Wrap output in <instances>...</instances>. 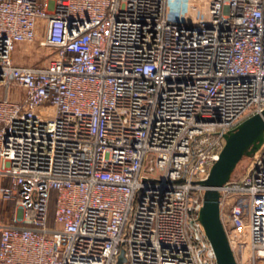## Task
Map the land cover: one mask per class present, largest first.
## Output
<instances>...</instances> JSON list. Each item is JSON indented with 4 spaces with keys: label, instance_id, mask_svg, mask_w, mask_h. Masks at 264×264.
<instances>
[{
    "label": "built area",
    "instance_id": "2783aa9c",
    "mask_svg": "<svg viewBox=\"0 0 264 264\" xmlns=\"http://www.w3.org/2000/svg\"><path fill=\"white\" fill-rule=\"evenodd\" d=\"M263 108L264 0H0V264H217L200 180ZM218 190L264 264V132Z\"/></svg>",
    "mask_w": 264,
    "mask_h": 264
},
{
    "label": "water",
    "instance_id": "95a60500",
    "mask_svg": "<svg viewBox=\"0 0 264 264\" xmlns=\"http://www.w3.org/2000/svg\"><path fill=\"white\" fill-rule=\"evenodd\" d=\"M264 132V108L243 118L224 133V144L205 178L202 205L198 212L205 234L212 246L217 264H237L220 218L219 190L229 178V171L244 154H251L261 143ZM124 259L119 254L118 263Z\"/></svg>",
    "mask_w": 264,
    "mask_h": 264
},
{
    "label": "rangeland",
    "instance_id": "374dc122",
    "mask_svg": "<svg viewBox=\"0 0 264 264\" xmlns=\"http://www.w3.org/2000/svg\"><path fill=\"white\" fill-rule=\"evenodd\" d=\"M50 48L42 46L38 43L37 40L33 42H20L17 44L15 51L13 53V56L15 60L18 62H25V63H45L49 56ZM11 92H14L13 87H11ZM14 94V93H13ZM253 153V152H252ZM251 154L244 153L236 162L235 166L229 171V178L232 180H236L240 178L243 174H245L247 166L252 158ZM55 192L54 190L51 191L49 204H48V219L47 224L52 225L53 223V214H54V206H55ZM223 219L225 221V224L229 230L231 229H237L240 230V233L243 236L244 228H243V221H241L240 218L239 222L237 219L234 218L231 220V215L228 216V206L227 204H224L221 207ZM1 214V213H0ZM10 214V211H7L4 213V216L1 217L0 220H5L6 217H8ZM230 214V213H229ZM232 216H234L232 214ZM235 217V216H234ZM241 236V235H240ZM242 238V237H241Z\"/></svg>",
    "mask_w": 264,
    "mask_h": 264
},
{
    "label": "trees",
    "instance_id": "16d2710c",
    "mask_svg": "<svg viewBox=\"0 0 264 264\" xmlns=\"http://www.w3.org/2000/svg\"><path fill=\"white\" fill-rule=\"evenodd\" d=\"M14 205V201L12 200H4L0 199V219L2 216H4V213L7 211H10Z\"/></svg>",
    "mask_w": 264,
    "mask_h": 264
},
{
    "label": "crops",
    "instance_id": "0c3cea01",
    "mask_svg": "<svg viewBox=\"0 0 264 264\" xmlns=\"http://www.w3.org/2000/svg\"><path fill=\"white\" fill-rule=\"evenodd\" d=\"M13 59L15 60L14 56H13ZM15 61L18 62L17 60H15ZM20 63H22V62H20Z\"/></svg>",
    "mask_w": 264,
    "mask_h": 264
}]
</instances>
